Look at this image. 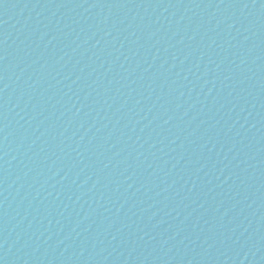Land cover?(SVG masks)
<instances>
[{"label":"water","instance_id":"water-1","mask_svg":"<svg viewBox=\"0 0 264 264\" xmlns=\"http://www.w3.org/2000/svg\"><path fill=\"white\" fill-rule=\"evenodd\" d=\"M0 264H264V0H0Z\"/></svg>","mask_w":264,"mask_h":264}]
</instances>
